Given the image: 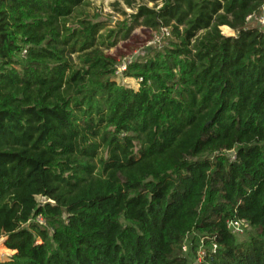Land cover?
<instances>
[{
    "label": "trees",
    "instance_id": "16d2710c",
    "mask_svg": "<svg viewBox=\"0 0 264 264\" xmlns=\"http://www.w3.org/2000/svg\"><path fill=\"white\" fill-rule=\"evenodd\" d=\"M149 2L127 1L123 29L88 0H0V238L16 251L0 264H187L194 233L217 245L200 264H264V30L247 20L264 0ZM134 25L170 36L124 73L137 89L106 53ZM230 220L256 237L237 243Z\"/></svg>",
    "mask_w": 264,
    "mask_h": 264
},
{
    "label": "rangeland",
    "instance_id": "374dc122",
    "mask_svg": "<svg viewBox=\"0 0 264 264\" xmlns=\"http://www.w3.org/2000/svg\"><path fill=\"white\" fill-rule=\"evenodd\" d=\"M89 5L85 8L95 21H104L108 27L127 28L132 26L131 15L136 12L135 9L128 7L127 1H130L133 6L146 4L148 7H153L154 4L149 0H88ZM264 13L252 16L248 20L249 26H259L264 30ZM221 32L224 35H232V31L227 27H221ZM170 36L165 29L158 31L152 30L143 26L134 25L126 38H119L116 44L106 50V53L115 58V80L122 85L137 89L139 80L126 77L124 73L128 67L135 62H143L154 56L167 45ZM233 151L229 152V157ZM213 156V155H212ZM211 156V157H212ZM38 201L45 202V198L38 197ZM123 222V220H122ZM256 232L249 227L243 230V233L236 236L237 243H244L251 238L256 237ZM204 238L199 233L188 235L182 242L185 244L186 250H181L187 264H200L208 248L203 244ZM16 254V251L7 249L3 245V238H0V263L8 260L10 256Z\"/></svg>",
    "mask_w": 264,
    "mask_h": 264
},
{
    "label": "built area",
    "instance_id": "2783aa9c",
    "mask_svg": "<svg viewBox=\"0 0 264 264\" xmlns=\"http://www.w3.org/2000/svg\"><path fill=\"white\" fill-rule=\"evenodd\" d=\"M250 18H251V16H248L247 20H249ZM262 23L264 24V22H262ZM165 30H166V29H165ZM233 153H234V152H233ZM229 159H230V160H234V159H235V154H232V153H231V156L229 157ZM227 226H228V228L230 229L231 233L236 234V235H240V234L243 233V230H244L246 227H248V224H247L244 220H230V221H228ZM203 244H204V242H203V240H202V247H204ZM181 249H182L183 251L186 250V248H185V244H182ZM216 249H217V245H216V243L213 242V241H211L210 246L208 247V250H209L210 252L206 251V255H208V253H211V254H212V253H215ZM203 255L206 257L205 253H203ZM205 257H204V258H205Z\"/></svg>",
    "mask_w": 264,
    "mask_h": 264
}]
</instances>
